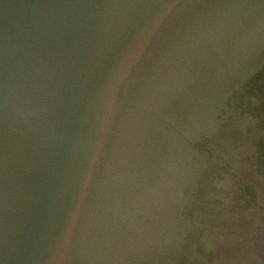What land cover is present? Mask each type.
Returning <instances> with one entry per match:
<instances>
[{
    "label": "water",
    "instance_id": "obj_1",
    "mask_svg": "<svg viewBox=\"0 0 264 264\" xmlns=\"http://www.w3.org/2000/svg\"><path fill=\"white\" fill-rule=\"evenodd\" d=\"M263 65L264 0H0V264H264L197 214Z\"/></svg>",
    "mask_w": 264,
    "mask_h": 264
},
{
    "label": "flooded vegetation",
    "instance_id": "obj_2",
    "mask_svg": "<svg viewBox=\"0 0 264 264\" xmlns=\"http://www.w3.org/2000/svg\"><path fill=\"white\" fill-rule=\"evenodd\" d=\"M233 105L238 117L235 116L228 124L229 129L221 142H216L218 151L223 153L220 156L225 165L209 175L202 190L203 204L197 210L202 222L216 225L217 228L220 226L215 213L231 198L229 186L222 182L226 175L240 190L235 195L238 199L229 207L235 217L240 215L247 218L252 214L251 218H257L253 214L264 212V206L258 202L260 193L255 188L256 182L260 181L264 185V65L245 82ZM201 145L206 147L207 142L203 140ZM209 233L205 238L213 241ZM233 263L240 262L235 258Z\"/></svg>",
    "mask_w": 264,
    "mask_h": 264
}]
</instances>
